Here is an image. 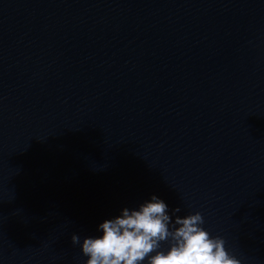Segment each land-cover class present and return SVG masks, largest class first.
<instances>
[{
    "label": "water",
    "instance_id": "95a60500",
    "mask_svg": "<svg viewBox=\"0 0 264 264\" xmlns=\"http://www.w3.org/2000/svg\"><path fill=\"white\" fill-rule=\"evenodd\" d=\"M152 193L264 264V0H0V264Z\"/></svg>",
    "mask_w": 264,
    "mask_h": 264
},
{
    "label": "clouds",
    "instance_id": "9594fccd",
    "mask_svg": "<svg viewBox=\"0 0 264 264\" xmlns=\"http://www.w3.org/2000/svg\"><path fill=\"white\" fill-rule=\"evenodd\" d=\"M168 202L156 193L137 206H124L104 218L95 234L78 233L72 241L86 256L83 264H242L226 247L222 235H213L204 226L197 210L175 215Z\"/></svg>",
    "mask_w": 264,
    "mask_h": 264
}]
</instances>
